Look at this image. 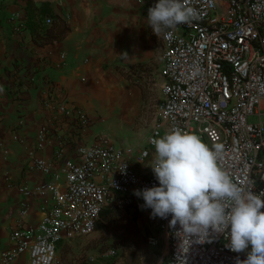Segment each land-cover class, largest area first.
<instances>
[{"label":"built area","instance_id":"2783aa9c","mask_svg":"<svg viewBox=\"0 0 264 264\" xmlns=\"http://www.w3.org/2000/svg\"><path fill=\"white\" fill-rule=\"evenodd\" d=\"M126 1L139 5L157 2ZM185 3L197 15L161 32L159 120L148 139L149 150L141 152V161L155 148L152 139L176 126L197 134L209 147L222 144L224 152L218 163L232 180L242 187L251 185L257 192L264 190V0ZM46 22L50 24L51 20ZM22 27V23H16L15 30ZM61 59L65 63V55ZM63 98L57 105L51 102L62 113L61 119L45 123L37 131L41 148L55 135L56 125L72 129L71 135H56L55 161L62 164L53 173L55 161L38 160L35 167L46 174L52 172L54 181L22 188L26 195L51 194L52 201L42 205L40 224L19 222L11 229V247L3 252L1 264H12L23 254H28L29 264H63L59 260L62 243L91 236L108 206L124 209L134 204L136 189L158 186L150 167L137 168L132 151L106 137L88 144L78 142L77 159H65V146L74 143L75 135L79 139L92 119L83 109L69 107L67 98ZM62 177L65 180L61 184ZM157 219L169 250L164 264H177L179 239L169 227L171 216ZM226 242L220 234L193 244L187 264H236L237 257L247 258L251 247L234 253ZM150 243L156 245L158 239L152 237ZM115 253L110 249L107 254Z\"/></svg>","mask_w":264,"mask_h":264},{"label":"crops","instance_id":"0c3cea01","mask_svg":"<svg viewBox=\"0 0 264 264\" xmlns=\"http://www.w3.org/2000/svg\"><path fill=\"white\" fill-rule=\"evenodd\" d=\"M152 6V1L0 0V264L11 247V229L19 222L40 224L42 205L52 201L51 194L26 195L22 188L53 182L52 172L62 164L55 161L56 135H71L72 129L58 124L43 147L37 140L42 125L61 119L55 104L66 97L69 107L92 119L79 139L75 135L65 146V159H77L78 142L104 138L92 125H106L105 116L117 105L122 112L113 114L109 125H135L142 94L123 79L120 67L151 53L147 12ZM14 22L22 23L20 31ZM38 160L55 161L52 172L36 168ZM12 264H29L28 254Z\"/></svg>","mask_w":264,"mask_h":264},{"label":"clouds","instance_id":"9594fccd","mask_svg":"<svg viewBox=\"0 0 264 264\" xmlns=\"http://www.w3.org/2000/svg\"><path fill=\"white\" fill-rule=\"evenodd\" d=\"M197 15L185 0H157L148 9L147 21L156 34L187 23ZM154 158L148 165L158 186L136 189L142 210L150 217L168 219L179 239L177 264H187L193 244L224 235L236 264H264V190L242 187L219 165L224 146L209 147L195 133L172 127L153 138ZM126 165H124V169ZM179 225V227H177Z\"/></svg>","mask_w":264,"mask_h":264},{"label":"rangeland","instance_id":"374dc122","mask_svg":"<svg viewBox=\"0 0 264 264\" xmlns=\"http://www.w3.org/2000/svg\"><path fill=\"white\" fill-rule=\"evenodd\" d=\"M149 32L153 38L151 53L148 56L139 57L135 63L120 67L124 72L121 73L123 79L129 80L130 86L139 88L142 94L141 112L135 125H109L114 123L113 114L115 116L122 112V108L118 105L115 106L113 114L105 116L106 125H92L98 129L99 136H104L118 145L129 148L133 154L134 164L139 169L148 167L154 158L155 148L150 150L149 158L141 161L140 157L142 151L149 150L147 141L155 123L159 120L158 106L161 99L163 74L161 33H154L150 26ZM250 120L254 121L255 119ZM166 132L168 131L163 130L162 136ZM143 203L142 198L137 197L133 205L117 210L132 223L133 234L139 242H145L147 250L139 252L140 263L164 264L169 254L166 237L159 230L158 219L150 217L151 210L141 209L140 205ZM101 221L102 219L99 223ZM123 235L124 231L115 227L107 230H95L89 237L60 245L59 260L63 264H136L138 257L125 252ZM152 237L158 239L156 245L150 243ZM110 249L116 251L115 255L107 254Z\"/></svg>","mask_w":264,"mask_h":264},{"label":"trees","instance_id":"16d2710c","mask_svg":"<svg viewBox=\"0 0 264 264\" xmlns=\"http://www.w3.org/2000/svg\"><path fill=\"white\" fill-rule=\"evenodd\" d=\"M101 219L102 221L98 223L96 230H107L115 227L124 231L123 245L125 252L131 256H137L138 260L136 264H141L139 261V252L147 250V247H145V242H139L134 236L132 223L126 218V216L123 213H120L114 206H108L102 212Z\"/></svg>","mask_w":264,"mask_h":264}]
</instances>
